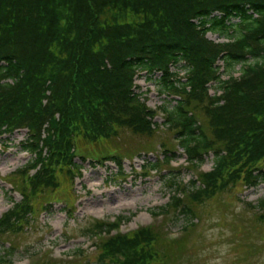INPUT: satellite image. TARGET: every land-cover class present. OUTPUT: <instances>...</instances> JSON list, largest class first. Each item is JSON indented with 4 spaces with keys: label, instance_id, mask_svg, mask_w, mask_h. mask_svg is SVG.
<instances>
[{
    "label": "trees",
    "instance_id": "16d2710c",
    "mask_svg": "<svg viewBox=\"0 0 264 264\" xmlns=\"http://www.w3.org/2000/svg\"><path fill=\"white\" fill-rule=\"evenodd\" d=\"M143 71L160 74L159 94L174 102L159 111L188 166L198 170L209 154L214 162L188 185L170 180L176 194L161 215L185 216L187 233L200 221L197 206L264 182V0H0V136L27 130L23 149L32 156L7 177L20 200L0 217V240L23 236L54 201L72 216L77 160L112 162L123 176V155H132L121 151L120 132L151 138L159 129L157 112L134 92ZM160 148L164 160L145 169L176 157L170 143ZM247 206L264 224V199ZM121 221L85 226L97 264H167L169 250L185 252L183 237L164 239L151 225L121 234ZM243 239L234 250L253 257L261 246ZM15 247L9 242L0 264H11Z\"/></svg>",
    "mask_w": 264,
    "mask_h": 264
},
{
    "label": "rangeland",
    "instance_id": "374dc122",
    "mask_svg": "<svg viewBox=\"0 0 264 264\" xmlns=\"http://www.w3.org/2000/svg\"><path fill=\"white\" fill-rule=\"evenodd\" d=\"M206 36L214 42H225L217 34L207 33ZM248 62H252V59L249 58ZM219 67L222 75V62H219ZM239 68L240 65L235 66L234 77L239 76ZM171 70L179 71L176 67H171ZM183 74L180 71V76ZM159 76L156 73L149 77L143 71L138 73L134 81V92L152 109L169 101L170 105L174 104L172 98L159 94L155 83ZM226 78V75H222V79ZM209 93L213 95L214 88L210 87ZM155 122H163L160 115ZM27 135V130L23 129L0 136V217L20 200V196L7 183V177L32 159L23 149ZM163 141L173 146L176 157L157 171H152L149 167L145 169L144 166L150 162L164 160V150L160 148ZM118 144L122 152L132 155V158L123 155V176L118 175V166L112 162L100 165L91 159L86 162L77 160L81 166V176L74 181L76 202L72 216L67 215L62 202L54 201L49 211H41L31 227L24 229L23 236L0 240V256L9 248V242H13L16 245L10 259L13 264H29L31 259L36 260L35 254L38 256L36 258L43 255L41 260L47 257L57 263L97 264L98 253L84 228L93 219L114 222L118 217L122 220V232L151 225L162 233L164 239L167 237L179 240L183 237L186 240L185 252L178 254L176 250H169L167 264H264V238L261 239L264 224L257 225L259 221L255 216L259 213L247 206L248 203L257 205L264 199V182L255 188H241L234 196L223 194L215 201L197 206L200 221H194L196 225L185 233L183 227L188 222L185 216L171 211L167 215H161L159 211L176 194L169 181L188 185L195 180L198 172L212 169L213 155L206 156L198 170L190 168L183 151L176 147L172 134L162 128L151 138L121 131ZM148 172L150 174L146 177ZM177 196L183 198L180 193ZM256 228L261 231L257 232ZM241 237H244L241 243L248 244L251 241V244L261 246L262 250L256 251L253 257L241 259V251L245 250H234V244ZM79 248L84 250L82 257L76 253Z\"/></svg>",
    "mask_w": 264,
    "mask_h": 264
}]
</instances>
